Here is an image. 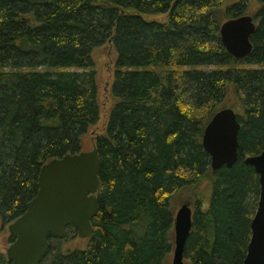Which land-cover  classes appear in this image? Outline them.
Listing matches in <instances>:
<instances>
[{
    "label": "trees",
    "instance_id": "1",
    "mask_svg": "<svg viewBox=\"0 0 264 264\" xmlns=\"http://www.w3.org/2000/svg\"><path fill=\"white\" fill-rule=\"evenodd\" d=\"M249 14L253 51L235 58L220 27ZM107 44L116 60L105 115L93 56ZM225 108L242 125L239 156L213 170L202 137ZM94 128L104 130L93 233L64 251L79 238L69 227L41 264H165L185 199V260L243 264L260 196L245 160L264 151V0H0L2 228L37 196L43 165L80 153ZM0 264L13 262L0 253Z\"/></svg>",
    "mask_w": 264,
    "mask_h": 264
},
{
    "label": "water",
    "instance_id": "2",
    "mask_svg": "<svg viewBox=\"0 0 264 264\" xmlns=\"http://www.w3.org/2000/svg\"><path fill=\"white\" fill-rule=\"evenodd\" d=\"M257 24L252 15L225 21L220 27L221 40L235 58H245L253 51L251 41ZM241 123L232 108L218 111L206 125L202 137L204 149L211 156L213 170L231 168L239 156ZM260 181L258 208L251 222V240L243 264H264V151L248 156ZM102 162L97 148L68 154L43 165L39 191L27 205L23 216L8 226L14 242L6 250L13 264H41L51 248V239H63L72 226L81 239L90 238L92 221L99 211V174ZM193 229V209L183 202L177 209L172 264H185L187 241Z\"/></svg>",
    "mask_w": 264,
    "mask_h": 264
},
{
    "label": "rangeland",
    "instance_id": "3",
    "mask_svg": "<svg viewBox=\"0 0 264 264\" xmlns=\"http://www.w3.org/2000/svg\"><path fill=\"white\" fill-rule=\"evenodd\" d=\"M93 60H94L95 70L97 71L96 82L99 90V101L103 105V108H105L104 114L106 115V111L109 110L112 104V99L110 96L111 94L108 91V87L110 86V81L112 80V73L115 68L114 62L116 60V53L112 45L107 44L99 48L95 52L93 56ZM103 130H104L103 128H94L86 136H83L82 138L83 152H89V150L93 149L94 141H95L94 138L97 137L99 133L101 134ZM186 200L187 199L179 200L180 202L178 201L177 207L180 205V203L186 202ZM10 236L11 235L9 233L8 226L2 228V225L0 224V253H3L4 255H6V250L11 244ZM87 241L88 238L85 239L77 238L74 240L69 239L68 241H65L63 244L64 251L72 250L75 248H81L85 246ZM172 260H173V252L168 256V258L165 261V264H172ZM185 264H190V262L185 260Z\"/></svg>",
    "mask_w": 264,
    "mask_h": 264
},
{
    "label": "flooded vegetation",
    "instance_id": "4",
    "mask_svg": "<svg viewBox=\"0 0 264 264\" xmlns=\"http://www.w3.org/2000/svg\"><path fill=\"white\" fill-rule=\"evenodd\" d=\"M89 151H91V150H89ZM189 202V201H188ZM190 204H191V202H189ZM181 204V203H180ZM192 205V204H191ZM180 206V205H179ZM179 206L177 207V209L179 208ZM193 206V205H192ZM191 206V207H192ZM192 209H193V207H192ZM256 213V212H255ZM176 214H177V210H176ZM255 216V215H254ZM193 218H194V211H193ZM175 221H176V217H175ZM174 238H175V225H174ZM173 253H174V251H173Z\"/></svg>",
    "mask_w": 264,
    "mask_h": 264
}]
</instances>
